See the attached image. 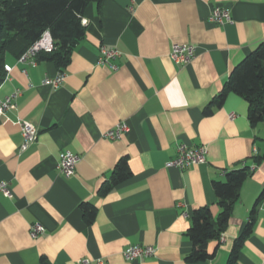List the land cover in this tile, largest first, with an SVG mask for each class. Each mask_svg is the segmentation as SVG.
<instances>
[{"label": "crops", "instance_id": "1", "mask_svg": "<svg viewBox=\"0 0 264 264\" xmlns=\"http://www.w3.org/2000/svg\"><path fill=\"white\" fill-rule=\"evenodd\" d=\"M216 5L232 21H212ZM82 23L86 36L63 68L6 57L12 70L0 98L19 94L16 109L0 116V183L13 192L0 190V264H40L43 257L51 264H189L194 211L207 205L217 216L213 181L244 165L250 173L223 238L208 245L214 257L196 264H227L252 217L234 264H264V157L256 162L264 156V122L252 126L249 103L235 93L211 115L204 112L264 40V0H101L86 7ZM176 44L195 45V57L175 62ZM101 46L119 52L111 64L100 62ZM61 71L58 88L44 83ZM19 120L38 128L24 151ZM120 122L129 131L106 138ZM181 144L205 145L206 161L168 167ZM65 150L81 157L71 177L58 170ZM122 158L130 177L104 191ZM85 203L96 207L91 223ZM35 223L45 229L36 238ZM135 244L156 253L126 259L123 251Z\"/></svg>", "mask_w": 264, "mask_h": 264}, {"label": "trees", "instance_id": "2", "mask_svg": "<svg viewBox=\"0 0 264 264\" xmlns=\"http://www.w3.org/2000/svg\"><path fill=\"white\" fill-rule=\"evenodd\" d=\"M99 1L0 0V83L6 75L4 66L7 55L19 58L47 29L52 34L56 49L51 53L38 54L37 59L54 61L60 68L67 66L72 51L86 36V26L82 23L84 11L91 2ZM230 93L241 96L249 103L248 117L252 126L264 122V40L232 70L223 89L205 108V114L211 115L216 107L222 106ZM263 157L257 156L256 162ZM249 173V166L244 165L227 172L225 180L213 181L220 213L214 216L207 205L194 211L188 231L193 243V249L186 257L189 264L207 263L214 257L208 245L214 240L220 241L229 224L234 204L240 197L242 183ZM130 175L127 159L122 158L103 190L128 179ZM82 209L86 221L91 223L96 215V207L85 203ZM253 222L254 217L236 239L227 264L235 263L242 243L252 232ZM40 264L51 262L43 257Z\"/></svg>", "mask_w": 264, "mask_h": 264}, {"label": "built area", "instance_id": "3", "mask_svg": "<svg viewBox=\"0 0 264 264\" xmlns=\"http://www.w3.org/2000/svg\"><path fill=\"white\" fill-rule=\"evenodd\" d=\"M210 19L216 23H226L232 21L230 11L221 6L216 5L213 8ZM56 49L54 39L51 32L47 29L45 30L40 38L30 46L26 52H24L19 58V62L30 61L32 64H37V56L40 53H51ZM102 57L100 58L101 63H109L118 57L119 52L114 48H107L106 46H101L100 48ZM196 55V46L193 44H176L173 46L171 51L172 59L180 64L189 63ZM7 74L5 78L9 76V72L12 70V66L5 64L4 66ZM66 73L61 71L57 76L53 78H46L44 80L45 84L51 85L53 88H58L65 80ZM19 91L6 96L5 98H0V116H6V112L9 110H14L17 107L16 97ZM21 126L23 142L20 147V151L27 150L37 139L38 128L37 126L30 122L29 120H19L18 122ZM129 125L126 122H120L107 130L104 136L108 139H118L121 138L125 133L129 131ZM207 147L205 145H199L190 147L184 144L178 146V154L175 158L167 162L168 167H177L180 169L187 168L188 166L200 164L206 161ZM81 157L79 154L73 153L70 150H65L61 154V158L58 162V170L65 177H71L75 173L76 165L80 161ZM0 190L7 196L13 197V192L9 188L6 181L0 183ZM262 208V206H260ZM44 226L40 223H35L31 226L30 232L33 237H38L44 232ZM223 234L220 240H222ZM156 249L153 246H145L140 244L130 245L124 251L123 254L128 260H135L141 256H152L155 255ZM90 258H84L80 264H90ZM96 264H104V261L99 259Z\"/></svg>", "mask_w": 264, "mask_h": 264}, {"label": "water", "instance_id": "4", "mask_svg": "<svg viewBox=\"0 0 264 264\" xmlns=\"http://www.w3.org/2000/svg\"><path fill=\"white\" fill-rule=\"evenodd\" d=\"M0 26H1V23H0Z\"/></svg>", "mask_w": 264, "mask_h": 264}]
</instances>
